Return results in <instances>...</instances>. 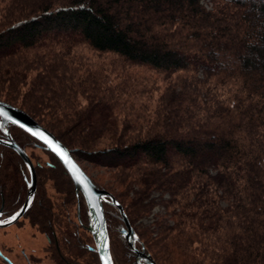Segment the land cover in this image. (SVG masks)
<instances>
[{
    "label": "trees",
    "instance_id": "obj_1",
    "mask_svg": "<svg viewBox=\"0 0 264 264\" xmlns=\"http://www.w3.org/2000/svg\"><path fill=\"white\" fill-rule=\"evenodd\" d=\"M78 43L109 54L107 65L81 53L70 58L73 69H64L66 49ZM26 49L73 78L84 65L77 84L66 85L75 92L74 105L79 91L88 100L70 118L81 146L118 168L116 177L143 213L161 204L163 212L153 217L157 233L186 264H206L207 257L208 264H264V0H0V58ZM41 78L32 90L57 103L58 83L41 85ZM154 91L160 93L153 106ZM0 100L26 111L75 157L71 137L24 106ZM123 105L121 118L116 110ZM131 128L145 131L129 139ZM10 133L30 156L33 149L49 156L45 163L33 158L38 190L26 214H36L46 234L58 235L41 178L63 177L66 200L76 205L72 180L39 141L14 125ZM106 135L110 144L103 145ZM92 180L115 196L142 245L162 264L134 224L139 210ZM28 181L22 158L0 144V203L8 216L22 206ZM104 207L112 250L127 257L122 217L113 205ZM65 238L78 236L72 230Z\"/></svg>",
    "mask_w": 264,
    "mask_h": 264
},
{
    "label": "rangeland",
    "instance_id": "obj_2",
    "mask_svg": "<svg viewBox=\"0 0 264 264\" xmlns=\"http://www.w3.org/2000/svg\"><path fill=\"white\" fill-rule=\"evenodd\" d=\"M81 53H84L87 58H90L95 65L101 68L107 65L110 58L109 54H97L86 44L78 43L76 47L68 50L66 49L65 57L67 56V58L66 61L63 60L64 69L68 71L73 69L70 58H76ZM47 59L48 58L45 57L40 58L39 56H35L30 49H26L25 51L21 50L15 55L2 56L0 58V97L7 98L24 106L44 125L55 130L65 138L69 139V137H71L74 144L72 147L75 149L74 155L85 172L95 181L116 193L125 205H134L139 210V215L134 217V224L143 238L147 241V245L153 253L158 256L160 262L162 264H186L183 255L176 253L174 249L167 246L166 242L162 240L157 233L156 225L153 222L155 218L153 217L156 213L163 212L164 209L161 207V204L159 205L157 202L152 209V213H143L142 203L134 197V194L127 186L123 185L118 176L116 177L118 168L110 167L106 160L107 158L90 153L81 146L80 136L78 134L79 129L78 127H74L70 122L72 120L70 118L75 111L85 106L88 100H86V96L79 91V104L74 105L71 97L75 95V92L72 93L69 91L70 89H67L66 85H69V82L77 84L74 78L85 74L83 70L85 69L84 65L83 67H79L80 71L77 70L73 78L72 76L64 75V69L60 70L57 66H55L53 70L51 67H46L48 64ZM39 62H41V64H39ZM111 64L112 66H116L114 63ZM134 68L135 70H140L141 74L148 73L146 71L144 72L141 67ZM116 70L120 71L123 69L118 66ZM116 72L117 71H115V73ZM115 73H113V75ZM136 73L139 74L138 72ZM39 77H42L39 79L41 85L45 81L51 79H55V82L58 83L57 89L62 91V95L57 103H50L49 100L43 97L44 93H35L36 91L32 90L34 80ZM113 77L115 76H112V79ZM151 78H154V80L158 79L157 76H152ZM116 80L115 78L114 81ZM158 81L161 82L160 79H158ZM159 93L160 91H154L151 96L152 98L149 99L153 106L156 105L159 100ZM56 101L57 100H55V102ZM124 109L125 106L123 105L116 110L118 117L123 118ZM119 123L120 128H122L123 121ZM143 131H145V129ZM143 131H141L140 128L129 129L128 135L131 137L129 139L136 137L137 133L140 134L139 132ZM109 138L110 135H106L103 137V140L101 139L102 141H100L105 143L103 145H106L107 142L111 140V138ZM108 144H110V142ZM103 145L100 144L99 147ZM29 152L33 153L31 156H33L35 162V159H40L42 163H45L49 159V156L41 149H33L29 150ZM135 169L136 168L133 167L130 173H134ZM64 182V178L57 173L53 175L43 174L40 182L41 188L44 189L46 201L51 205V209L54 213V217L52 216L54 228L59 236V241L57 243L52 234H50L52 237L51 241L46 238L45 234L48 228L39 220L36 214L28 213L16 224L6 228H0V250L2 253H7L15 263L59 264L61 261L58 252L59 249H62L64 253L69 256H71V252H83L82 249L75 246L69 249L64 245V241L62 240V233H67L72 236V230L75 228V204L73 201L69 202L66 200V184ZM196 246H199V244H195V247ZM22 248L26 249L29 257L28 259L23 256L21 252ZM89 258L90 253H86L84 256H80L76 259L79 262ZM0 262L6 264L1 258ZM205 263H209L208 257Z\"/></svg>",
    "mask_w": 264,
    "mask_h": 264
},
{
    "label": "water",
    "instance_id": "obj_3",
    "mask_svg": "<svg viewBox=\"0 0 264 264\" xmlns=\"http://www.w3.org/2000/svg\"><path fill=\"white\" fill-rule=\"evenodd\" d=\"M14 125L27 132L42 146L61 162L63 167L69 173L76 187L77 194H82L90 211L89 229L96 242L97 251L100 255L101 264H114L111 254L110 238L108 233L107 221L104 210V203L110 201L116 206L126 225L122 230L128 246L137 253V262L139 264H157L153 256L145 251V246L141 250L136 247L138 236L128 219L123 206L116 200L115 196L105 190L99 188L92 178L85 172L79 162L75 159L67 146L62 143L48 129L43 127L38 121L30 116L26 111L16 107L8 102L0 100V128L3 130L5 137H0V144L12 148L22 158L26 164L31 180L28 185V194L21 208L8 220L0 223V228H6L16 223L28 211L37 189V173L35 164L28 154L12 137L9 126ZM63 153V154H62ZM18 214V215H17ZM145 261L143 263L142 261Z\"/></svg>",
    "mask_w": 264,
    "mask_h": 264
},
{
    "label": "flooded vegetation",
    "instance_id": "obj_4",
    "mask_svg": "<svg viewBox=\"0 0 264 264\" xmlns=\"http://www.w3.org/2000/svg\"><path fill=\"white\" fill-rule=\"evenodd\" d=\"M11 126V125H10ZM10 126H9V130H10ZM1 129V128H0ZM0 137L4 138L5 135H4V132L3 130L1 129V134H0ZM42 146V145H41ZM52 154V153H51ZM30 155V154H29ZM53 156H55L54 154H52ZM31 157V156H30ZM56 157V156H55ZM32 160H33V157H31ZM57 158V157H56ZM34 162V161H33ZM60 162V161H59ZM61 163V162H60ZM35 164V163H34ZM63 166V165H62ZM36 167V166H35ZM65 169V168H64ZM66 171V169H65ZM29 172V170H28ZM37 173V171H36ZM66 173L69 175V173L66 171ZM70 177V175H69ZM71 178V177H70ZM30 180H31V176H30V172H29V181H28V184H27V194H28V185L30 183ZM72 180V179H71ZM72 183H73V189H74V195L75 197L77 198V202H76V205H75V222H76V227L73 229V235H77L78 236V239H66L67 240V243L64 242V245L66 247H68L69 249L73 248V246L75 247H79L80 249H82L83 252H80L81 255L80 256H84L86 253H90V258L89 259H85V261H79L76 259L78 257H75L76 255L74 253L76 252H72L73 253V257L70 256V258L67 257V255L64 253V251L61 249L58 250L59 252V257H60V263L59 264H101V259H100V255L97 251V246H96V242L93 238V235L89 229V226H90V211H89V208H88V205L83 197L82 194H77L76 192V187L74 185V182L72 180ZM101 188V187H99ZM101 189H104V188H101ZM37 190H38V175H37V189H36V193H35V197L29 207V209L31 208L35 198H36V195H37ZM106 190V189H105ZM108 191V190H107ZM27 194H26V197H25V200L27 198ZM24 200V202H25ZM23 202V204H24ZM111 204L113 205L110 201H107L104 203V206L105 204ZM22 204V205H23ZM114 206V205H113ZM116 207V206H114ZM21 208V207H20ZM19 208V209H20ZM117 208V207H116ZM18 209V210H19ZM28 209V210H29ZM17 210V211H18ZM104 210H105V207H104ZM118 210V208H117ZM119 211V210H118ZM16 213V212H15ZM14 213V214H15ZM27 213V212H26ZM120 213V212H119ZM13 214V215H14ZM13 215L11 216H8L7 213L5 212L4 210V204L3 202L0 203V220H8L9 218H11ZM26 215V214H25ZM24 215V216H25ZM121 215V214H120ZM23 216V217H24ZM106 216V215H105ZM22 217V218H23ZM21 218V219H22ZM20 219V220H21ZM19 220V221H20ZM123 220V219H122ZM106 221H107V218H106ZM124 222V221H123ZM17 223V222H16ZM15 223V224H16ZM132 225V224H131ZM107 227H108V223H107ZM133 227V226H132ZM126 228V225L124 223V227L121 229V232L122 230ZM133 229L135 230V228L133 227ZM136 231V230H135ZM84 233V234H83ZM108 233H109V229H108ZM123 234V232H122ZM84 235V236H83ZM46 238L51 241L52 240V237H50L49 234H45ZM124 236V234H123ZM138 236V235H137ZM54 240L56 241V243L59 241V237L58 235H54ZM110 238V237H109ZM124 239H125V236H124ZM77 240V242H76ZM125 242H126V245L128 246L127 244V241L125 239ZM144 245H142V243L140 242L139 240V237H138V240L136 241V247L141 250L143 248ZM110 247H111V254H112V259H113V262L114 264H139L137 262V253L134 252L129 246H128V250H127V257H123V256H120V255H117V253H115L113 250H112V244H111V241H110ZM145 251L148 252L145 248ZM23 256L28 259V254H27V251L25 248H22L21 250ZM151 254V253H150ZM69 256V255H68ZM0 258L6 263V264H17L15 263L11 257L7 254V253H2V251L0 250ZM154 258V257H153ZM155 260V259H154ZM143 263H145V261L143 260L142 261ZM0 264H2L0 262Z\"/></svg>",
    "mask_w": 264,
    "mask_h": 264
},
{
    "label": "snow or ice",
    "instance_id": "obj_5",
    "mask_svg": "<svg viewBox=\"0 0 264 264\" xmlns=\"http://www.w3.org/2000/svg\"><path fill=\"white\" fill-rule=\"evenodd\" d=\"M62 154H63V153H62ZM17 215H18V214H17ZM12 218H13V219H15V218H16V216H13ZM3 222H4V221H0V223H3Z\"/></svg>",
    "mask_w": 264,
    "mask_h": 264
},
{
    "label": "bare ground",
    "instance_id": "obj_6",
    "mask_svg": "<svg viewBox=\"0 0 264 264\" xmlns=\"http://www.w3.org/2000/svg\"><path fill=\"white\" fill-rule=\"evenodd\" d=\"M23 216H24V215H23ZM23 216H22V217H23ZM22 217H21V218H22ZM21 218H20V219H21ZM20 219H19V220H20ZM19 220H18V221H19ZM18 221H17V222H18ZM14 224H15V223H14ZM8 227H9V226H8Z\"/></svg>",
    "mask_w": 264,
    "mask_h": 264
}]
</instances>
